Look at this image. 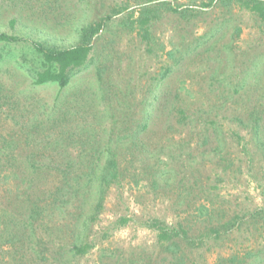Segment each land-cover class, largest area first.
I'll return each mask as SVG.
<instances>
[{"label":"rangeland","instance_id":"374dc122","mask_svg":"<svg viewBox=\"0 0 264 264\" xmlns=\"http://www.w3.org/2000/svg\"><path fill=\"white\" fill-rule=\"evenodd\" d=\"M206 2L0 0V31L61 48L104 23L64 88L34 84L27 42L0 41V264H264V25ZM154 219L186 231L176 256Z\"/></svg>","mask_w":264,"mask_h":264},{"label":"trees","instance_id":"16d2710c","mask_svg":"<svg viewBox=\"0 0 264 264\" xmlns=\"http://www.w3.org/2000/svg\"><path fill=\"white\" fill-rule=\"evenodd\" d=\"M164 4L166 3H162V5ZM205 5H217L225 8L237 6L255 14L260 22L264 25V0H207ZM165 7L168 11L177 14L182 19H186L192 14L191 9L188 6L168 4V6ZM159 8L160 7H149V5L144 6L142 9H140L138 17H136V19L133 21L134 23L136 22L138 24V28L143 32V37L148 35V26L151 20L156 18L157 9ZM103 25V20H98L83 25L79 30L77 43L66 48L57 47L47 42L32 41L28 38L10 35L3 31H0V41L5 43L27 42L29 46L35 51V53L41 58L40 67L30 70L34 84L43 85L46 83H56L60 88H64L70 83L73 76L80 72L88 62L93 48L92 41L94 37L97 36L101 31ZM164 75L165 72L163 71L162 76ZM257 122L258 119L255 118L253 124L255 129L258 125ZM117 178L118 165L115 156L113 154H109L105 160L103 168L101 169L99 177L102 193L104 192V189L115 182ZM22 181L24 182L23 179ZM60 189L64 190V187H58L57 194L61 192L59 191ZM102 195L103 194H100L95 211L91 215V220L96 219L100 208H102ZM36 213V210H31L30 218H34ZM255 214L262 221V224H264V207L256 211ZM146 226L154 229L157 232L158 241L161 244H166L164 245V249L171 253L172 256L177 255V250L179 248L177 237H179L182 233L183 238H187L186 231L182 230L181 227L180 229H176L174 227L168 226L166 223L158 219H154L152 222L147 223ZM89 247V244L83 243V241H78L72 245V250L76 255H83L86 253Z\"/></svg>","mask_w":264,"mask_h":264}]
</instances>
